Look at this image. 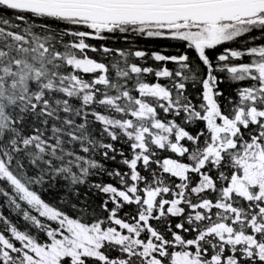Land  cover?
<instances>
[{
  "label": "snow or ice",
  "instance_id": "6c2138e0",
  "mask_svg": "<svg viewBox=\"0 0 264 264\" xmlns=\"http://www.w3.org/2000/svg\"><path fill=\"white\" fill-rule=\"evenodd\" d=\"M0 264H264V0H0Z\"/></svg>",
  "mask_w": 264,
  "mask_h": 264
}]
</instances>
